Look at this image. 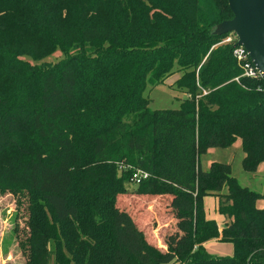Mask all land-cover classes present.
I'll return each mask as SVG.
<instances>
[{"label": "trees", "instance_id": "trees-1", "mask_svg": "<svg viewBox=\"0 0 264 264\" xmlns=\"http://www.w3.org/2000/svg\"><path fill=\"white\" fill-rule=\"evenodd\" d=\"M231 18L228 0H0V191L29 194L23 264H264V193L230 163L201 164L238 139L245 171L264 163V80L242 76L221 43ZM175 72L187 97L151 108L147 87ZM138 168L150 176L132 191ZM132 192L164 215L150 231L175 222L163 247L150 231L119 233ZM209 240L234 255L209 254Z\"/></svg>", "mask_w": 264, "mask_h": 264}, {"label": "rangeland", "instance_id": "rangeland-1", "mask_svg": "<svg viewBox=\"0 0 264 264\" xmlns=\"http://www.w3.org/2000/svg\"><path fill=\"white\" fill-rule=\"evenodd\" d=\"M226 34L227 36L233 35V33ZM57 57L58 55L56 52L48 56L46 61H55ZM26 58L31 60L29 56H26ZM175 69H177V66ZM179 76L180 73L175 72L163 83L153 87H147L145 96L149 98V105L151 108L174 109L180 106L181 101L187 97V94L182 92V90H180L175 84V81ZM243 157L244 152L242 149V142L241 139H238L231 147L209 149L208 152L202 156L201 163L204 169H208L212 161L230 163L232 165L234 176L238 178L243 186H248L252 190L264 193V163L260 164L255 172H247L242 165ZM133 188H135V186H131L132 191L134 190ZM131 194L134 193L132 192L119 196L117 205V228L119 229L121 236L133 238V235L137 236L141 229L146 232L150 231L151 226L156 224V219H160L161 216L164 215H162L160 211L158 214L156 202H144L142 204V199L136 196L130 197L129 195ZM145 199L148 198L145 197ZM173 201L172 198V202ZM28 204L29 194L24 189L19 192L11 190L0 191V264H23V261L25 260V256L22 252L23 247L20 246L19 240L29 232V226L27 224ZM203 204L206 217L216 220L218 225H221L224 218L218 212L214 197L206 196L203 199ZM144 206L145 209L150 212V217L146 216ZM257 206L263 208L264 200H258ZM139 208H141V210H139ZM137 211H139L138 214H136ZM126 218V223H130L129 226L125 223ZM133 222H136L135 226H133ZM150 232H153L156 235V240H153L155 242L152 241V243L163 247L160 244L161 242L163 243L162 230L156 232L153 229ZM133 246V253H138L137 241H134ZM205 248L209 254L214 256H233L235 252L234 244L231 242L209 240L205 243ZM125 250H127L128 253H132L130 248H125Z\"/></svg>", "mask_w": 264, "mask_h": 264}, {"label": "water", "instance_id": "water-1", "mask_svg": "<svg viewBox=\"0 0 264 264\" xmlns=\"http://www.w3.org/2000/svg\"><path fill=\"white\" fill-rule=\"evenodd\" d=\"M233 18L217 26L219 34L235 33L264 80V0H228Z\"/></svg>", "mask_w": 264, "mask_h": 264}, {"label": "built area", "instance_id": "built-area-1", "mask_svg": "<svg viewBox=\"0 0 264 264\" xmlns=\"http://www.w3.org/2000/svg\"><path fill=\"white\" fill-rule=\"evenodd\" d=\"M231 34V33H230ZM234 35V37H233ZM228 35L221 43H232L233 44V56L237 60L238 64L243 69L242 76H246L252 79L262 78V74L256 65L253 63L249 52L242 45H238V37L235 33ZM238 80V78H237ZM150 174L142 169H134L131 176L132 186H137L142 181L148 179Z\"/></svg>", "mask_w": 264, "mask_h": 264}, {"label": "crops", "instance_id": "crops-1", "mask_svg": "<svg viewBox=\"0 0 264 264\" xmlns=\"http://www.w3.org/2000/svg\"><path fill=\"white\" fill-rule=\"evenodd\" d=\"M202 164V163H201ZM262 164V163H261ZM260 166V165H259ZM258 166V167H259ZM203 167V166H202ZM209 197H212V196H209ZM214 199H215V203H216V205H217V207H218V200H217V198H215L214 197ZM222 216V215H221ZM224 218V217H223ZM174 221L172 220H169V221H167V222H164V221H158V224H157V226L155 227L154 226V231H161L162 230V235H163V237H162V239L164 238L165 239V235H166V233L167 232H169L170 230H172L173 229V226H174ZM224 225H225V219L223 220V223L221 224V225H219V227H220V229L221 228H223L224 227ZM157 234V233H156ZM150 236L151 237H153V238H155L156 239V235H155V233H153V232H150ZM216 241H218V240H216ZM220 242V241H219ZM160 244H162V242L160 243ZM169 264H176L175 262H171V263H169Z\"/></svg>", "mask_w": 264, "mask_h": 264}]
</instances>
